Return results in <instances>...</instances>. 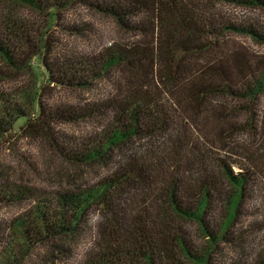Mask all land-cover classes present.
<instances>
[{
  "label": "trees",
  "instance_id": "16d2710c",
  "mask_svg": "<svg viewBox=\"0 0 264 264\" xmlns=\"http://www.w3.org/2000/svg\"><path fill=\"white\" fill-rule=\"evenodd\" d=\"M6 1L0 62L16 71L40 59V83L31 111L0 104V140L17 121L36 133L85 116L109 127L70 153L107 174L82 194L43 197L34 213L40 235L20 245L71 237L94 202L100 236L87 264H264V215L255 221L258 213L246 211L264 203V54L242 41L264 44V0ZM76 4L111 17L123 36L100 50L79 53L74 43L61 47L72 54L54 53L48 30L32 39L33 24L11 13L21 8L53 26ZM57 25L78 34L86 26ZM101 80L108 87L86 109L39 104L51 85L83 90ZM30 191L14 187L3 197L18 202Z\"/></svg>",
  "mask_w": 264,
  "mask_h": 264
},
{
  "label": "rangeland",
  "instance_id": "374dc122",
  "mask_svg": "<svg viewBox=\"0 0 264 264\" xmlns=\"http://www.w3.org/2000/svg\"><path fill=\"white\" fill-rule=\"evenodd\" d=\"M1 4L9 5L10 1L3 0ZM11 13L18 19L26 16L27 23L33 24L30 28V32L34 30L31 38L34 36L36 39L38 31L48 30L51 39L47 41V46H50L49 49L54 53L65 51L61 47L74 43L77 44L79 53L100 50L108 46L109 42L123 36L114 26L111 17L99 15L84 5L76 4L68 8L62 14L63 19L53 26H50V23L46 24L40 16H31L21 8L13 7ZM260 20L264 24L263 15H260ZM57 24L86 26L83 27V34H78L70 33ZM242 41L246 46L264 54V44H256L248 37H244ZM61 42L63 45H60ZM73 51L65 52L72 54ZM34 61L36 63L33 64V68L16 71L7 69L0 62V70L9 73L7 77H0V104L10 106L17 104L31 111L28 103L36 98L35 88L40 83L37 68L40 59L36 58ZM101 81L98 87L89 86L90 88L83 90L56 88L51 85L45 92L39 91V104L46 107L61 105L86 109L88 104L96 103L95 100L102 97L98 90L108 87V82ZM44 84L42 83L40 87ZM259 102L260 105H264V95H261ZM13 114L15 115V112ZM10 116L8 115V118L11 121ZM100 122L96 116L94 119L85 116L74 122L56 120L51 127L47 125H44V128L39 127L36 133V130L33 131L35 128L27 131L18 130L22 121H17L11 124L9 132L0 140V236H6V245L0 246V259H4L5 264H87L90 261L93 255L92 245L100 236L97 224L101 219L99 217L101 210L100 205L94 202L84 211L82 227L71 237L57 236L50 241H33L27 244V247L25 243L23 246L20 244L22 239L30 238L32 233L40 235L41 231L35 223L34 213L43 197L53 198L63 193L82 194L93 188L96 182L107 174L106 166L100 163L77 164L70 160L73 159L70 157L71 149L76 145L88 142L95 144L108 133L109 127L99 125ZM30 131L34 134L31 135ZM14 187L29 188L31 191L18 202L4 200L3 194L12 191ZM246 211L248 213L256 211L258 217L255 221H258L264 215V203L255 205L250 202L246 206ZM65 214H68V211H65ZM24 230L28 231L25 237ZM249 234L255 237L254 232ZM228 254L232 255L231 251H228ZM252 256L256 258V252H253Z\"/></svg>",
  "mask_w": 264,
  "mask_h": 264
}]
</instances>
